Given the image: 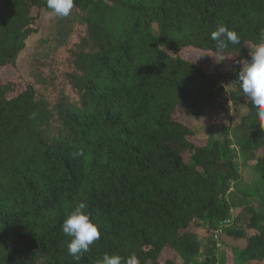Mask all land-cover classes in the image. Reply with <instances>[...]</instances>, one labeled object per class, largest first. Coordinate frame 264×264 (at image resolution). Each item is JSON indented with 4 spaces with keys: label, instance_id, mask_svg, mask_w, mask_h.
Here are the masks:
<instances>
[{
    "label": "trees",
    "instance_id": "16d2710c",
    "mask_svg": "<svg viewBox=\"0 0 264 264\" xmlns=\"http://www.w3.org/2000/svg\"><path fill=\"white\" fill-rule=\"evenodd\" d=\"M220 24L241 40L223 60ZM261 42L264 0H75L66 18L46 0H0V264H77L61 225L80 202L102 235L78 264L105 252L264 264V128L237 80ZM226 84L247 113L225 138L195 142L176 111L216 123L230 112ZM240 165L262 191L235 202Z\"/></svg>",
    "mask_w": 264,
    "mask_h": 264
},
{
    "label": "clouds",
    "instance_id": "9594fccd",
    "mask_svg": "<svg viewBox=\"0 0 264 264\" xmlns=\"http://www.w3.org/2000/svg\"><path fill=\"white\" fill-rule=\"evenodd\" d=\"M46 5L51 14L66 18L74 9L75 0H46ZM211 39L216 41V52L221 60L224 59L222 53L228 44L241 43L239 35L224 24L218 25L211 33ZM249 56L250 59L239 61L242 67L237 80L244 97L256 109L260 127L264 128V42L250 49ZM212 58L217 62L216 56ZM87 207L86 203L80 202L68 213L61 225L62 232L70 238L67 245L68 254L77 264L82 254L88 252L102 235L100 225L92 219L91 213L86 211ZM97 264H140V260L135 252L128 257L105 252Z\"/></svg>",
    "mask_w": 264,
    "mask_h": 264
},
{
    "label": "rangeland",
    "instance_id": "374dc122",
    "mask_svg": "<svg viewBox=\"0 0 264 264\" xmlns=\"http://www.w3.org/2000/svg\"><path fill=\"white\" fill-rule=\"evenodd\" d=\"M44 20H45L44 15H42L40 18H38V22L41 23L42 27H43ZM42 27H41V30H42ZM37 36L38 35L31 36V38L29 39V42H28L29 43L28 48L32 47V44L36 40ZM182 54L185 58H188V59H190L194 62H197V63L212 57L211 52L200 50V49H184ZM224 59H225V57H224ZM230 65H231V62L229 61L228 67H231ZM237 69H238V66H233V68H232V70H234V71H236ZM226 87H227V91H228L226 96L229 99L228 102L230 105V112L228 115L226 113H223V111L218 112V110H217L216 113L219 116H218L216 123L205 122L202 120H192L189 118L187 119L181 115L183 112L182 111L183 109L181 107H179V109L176 111L175 114L178 116V118L181 119L183 122L188 123L195 130L194 136H193V140L195 142L204 143V142H207L209 139L225 138L227 135L226 126L230 123H232L234 125V124L240 122L242 117L247 113L248 108H247V105L245 102L242 101V102L234 103L231 100L230 92L235 89L234 88L235 86L233 84H226ZM213 111H215V110H210L208 115L211 114ZM229 137L232 138L231 134L229 135ZM237 160H238V164H240L241 163L240 157H238ZM239 169L241 170L243 180L234 182L232 184L231 194H229L230 200H234L235 202H239L240 198H241L239 195L240 191H242L243 193H251L255 197H259L260 191H262V190L258 189V185L260 186V184H261V182L259 180L260 178L257 175H254L252 169L245 168L242 165L239 166ZM260 177L262 178V175H260ZM256 201L258 202V200H256ZM196 239L201 242L202 248L204 247L205 244H209V241L207 242V237H205L202 234H198L196 236ZM227 254H228L229 259L231 261H233L234 257H233L232 251L229 250ZM179 258L177 259L178 262L181 261V259H179Z\"/></svg>",
    "mask_w": 264,
    "mask_h": 264
}]
</instances>
